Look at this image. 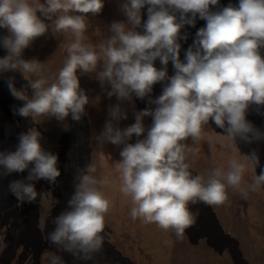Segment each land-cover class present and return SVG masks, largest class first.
I'll return each mask as SVG.
<instances>
[{
  "label": "clouds",
  "instance_id": "1",
  "mask_svg": "<svg viewBox=\"0 0 264 264\" xmlns=\"http://www.w3.org/2000/svg\"><path fill=\"white\" fill-rule=\"evenodd\" d=\"M217 3L218 0H127L122 10L131 27L114 22L110 26L112 35L93 45L85 35L83 14L100 13L102 0H0V28L9 33L0 40L8 53L0 58V73L18 70L28 81L31 98L24 89L13 86L12 78L8 88L14 98L24 101L16 113L31 118L33 124H41L45 118L62 122L69 114L74 121L81 119L88 97L80 89L78 69L82 73L95 72L101 86L105 82L111 85L107 95H116L119 100L130 99L133 93L144 98L155 83L169 80L162 94L150 101L156 105L154 111L137 113L136 122L124 130L114 128L109 121L97 140L124 145L116 167L120 191L130 196L134 205L132 219L155 222L178 236L194 222L189 203H225L226 186L239 187L244 172V165L233 159L226 173L214 170L207 180L199 175L193 177L185 161L187 152L196 150L183 142L189 137L194 143L199 141L202 126L210 119L233 141L237 137L246 143L264 139V133L245 118L250 105L264 106V58L259 51L264 47V0H239L238 7L229 4L211 12L209 6ZM145 5H149L148 18L144 34H140L134 29L141 25L140 10ZM37 12L51 23H44ZM175 12L180 13L179 22ZM197 14L206 26L197 31L193 45L186 51V63H182L177 43L180 29L184 24L194 25ZM49 29L53 35L73 37L66 45L63 66L51 77L42 74L40 62L21 58L23 49ZM157 58L165 68L157 70L153 66ZM169 60L175 69L170 78L166 76ZM98 61L103 62V70L97 72ZM149 115L153 122L146 138L127 143L133 134L140 137L144 133L142 117ZM110 116L113 120L127 118L118 105L110 109ZM40 137L35 127L30 128L19 134L15 151H0V177L28 171L24 180L9 184L10 192L21 203L37 199L35 181L55 183L61 175L58 157L41 147ZM248 155L259 164L255 152ZM30 165L33 166L29 168ZM95 172L96 166L91 163L77 177L68 200L70 210L54 219L55 227L47 236L61 251L82 259H90L102 248L100 233L110 207L109 200L95 186L98 181L91 175ZM102 183H108L107 179ZM255 183L264 184V168ZM50 264H63L62 258L53 254Z\"/></svg>",
  "mask_w": 264,
  "mask_h": 264
},
{
  "label": "rangeland",
  "instance_id": "2",
  "mask_svg": "<svg viewBox=\"0 0 264 264\" xmlns=\"http://www.w3.org/2000/svg\"><path fill=\"white\" fill-rule=\"evenodd\" d=\"M148 7H143L140 10L143 32L140 34H144L143 25L148 18ZM169 11L172 13L173 10L169 9ZM174 14L177 18L180 17L179 12ZM186 16L190 18L191 13L186 14ZM194 26L197 27L198 31L206 26V21L200 19L197 14ZM4 33L5 29L0 28V37ZM65 36L68 39L71 37L70 34ZM189 39L194 43L196 34H192ZM262 56L264 57V54ZM3 57L4 55L0 50V58ZM153 66L157 70L165 68L159 58L153 61ZM172 69L175 70L171 60H169L166 66V76L169 78ZM78 73L79 69L76 73L79 86L87 96V84L81 82ZM9 78H12L13 86L17 90H26L28 86V81L23 78L18 70L0 73V151L3 152L15 151L19 142V134L26 133L31 127V118H24L16 113V109L23 106L24 101L17 100L11 95L8 88ZM168 81L166 78L157 82L154 84V88L163 92ZM118 100L114 102L115 106L118 104ZM138 101L140 105L143 100L138 99ZM87 104L84 106V114L79 121L72 120L71 114H69L71 123L69 128L63 127L62 129L56 155L58 157L57 167L61 175L55 183L45 180L35 181L38 196L34 202L21 203L9 190L10 182L17 179L24 180L28 174L27 170L23 173H13L10 176L0 177V237L2 238H0V243L3 240L1 246L3 248H0V264L10 263L20 243L22 251L18 264H50V257L53 254L60 256L63 264H171V255L177 242L175 232L172 229L164 230L158 227L155 222L145 223L140 217L133 220L132 217L128 216V212L134 205L131 197L120 191V175L118 174V178H116V172L112 176L114 181H112L110 191H119L120 195L130 200V204L129 207H124L117 202L114 203L112 199H107L110 202V207L104 215V229L100 233L103 238V245L100 251L93 253L90 259H82L61 251L48 241L47 236L55 227L54 219L62 212L70 210L68 200L74 192V185L78 183L77 177L84 174V170L89 165L92 150L95 149L97 155L101 156L104 147L106 149L109 145L115 146L110 142L100 143L97 140V137L100 136L99 133L95 140L90 142L91 121L86 114ZM111 104L108 103L107 110L104 108V116L106 117L112 108ZM125 106L127 107V105ZM96 111L98 113V110ZM100 112L103 114L101 109ZM130 112L134 114L133 110ZM126 117V119L129 118V116ZM245 118L253 125L249 114L245 115ZM44 120L50 122L48 118ZM132 124L134 121L126 122V128ZM56 125H58V121L55 119L53 126ZM40 133L41 147L48 152L46 142H51L50 138L52 139L53 135L44 136L43 132L40 131ZM201 133L208 140L218 141L221 144L212 148L213 161L218 167L228 170L227 158H233L231 156L233 154L239 155L238 162L244 165L239 187H235L234 190L226 189L227 200L236 199L237 193H240L243 198L244 222L242 224H237L236 212H232L224 204L207 205L201 202L208 210L211 221L216 225V230L211 231L212 241L207 243L212 254L209 256L210 264H264V184L257 185L255 183V177L264 168V152H261L259 156L257 155L259 164H256L249 157L248 154L250 153L247 151L251 143H246L239 137L233 141L211 119L204 130L202 127ZM127 143L134 144V134L127 140ZM183 143L186 144L185 141ZM223 144L226 147H223ZM120 146L121 148L124 147L123 144ZM99 161H102L101 157ZM185 162L190 165L189 171L193 177L201 176V163L194 154L186 155ZM32 166L30 165L29 168ZM244 173L249 175V180L246 181ZM247 189L252 192L249 196L246 194ZM42 215H45L43 219H41ZM256 218H260L258 221L261 227L253 230L251 222ZM199 238L200 236H193L186 242L193 253L199 250Z\"/></svg>",
  "mask_w": 264,
  "mask_h": 264
},
{
  "label": "bare ground",
  "instance_id": "3",
  "mask_svg": "<svg viewBox=\"0 0 264 264\" xmlns=\"http://www.w3.org/2000/svg\"><path fill=\"white\" fill-rule=\"evenodd\" d=\"M41 3H45V0H40ZM127 0H102V3L104 7L102 8L101 12L98 14H83L86 16V24H87V30L85 32V35L89 37V42H91L93 45L99 44L100 42L106 40L112 35V32L110 31V26L114 22H122L126 26L131 27V25L128 24L127 16L122 10V5L126 3ZM229 4H231L234 7L239 6V0H220L218 1L217 5L209 6V10L211 12H217L222 10L224 7H227ZM148 7V5H145L144 7ZM72 15H80V13H70ZM37 16L46 24H50L51 21H48L45 19L39 12H37ZM177 22H179V18H177ZM201 27V26H200ZM138 33L142 32L141 25L134 29ZM197 33V27L194 25H188L184 24L183 27L180 29V37L177 40V43L180 44V51H179V59L182 63H186L185 54L189 47L193 45V42L189 39L190 36ZM9 33L7 29H5V33L3 36L0 37V40L4 36H8ZM71 36V35H70ZM186 37V38H184ZM73 37L71 36L69 39L63 35V34H57L53 35L51 32V29H49L44 35L35 38L29 45V47L23 49L21 58L26 61L36 60L40 62L41 68H42V74L48 77L53 76L55 73L58 72V70L63 66V62L67 57V53L65 51L66 45L71 42ZM87 42V41H86ZM0 50L1 53L6 56L7 50L3 48L2 43H0ZM195 50V49H193ZM260 55L262 58H264L262 55L264 54V47H261L259 49ZM102 61H98L97 65V72L102 71ZM79 78L81 82H84L87 84V97H88V104H87V110L86 114L88 118L91 121L89 133H90V142L92 143L96 136L101 135V133L104 131L105 124L107 121L113 122L114 128H119L121 130L126 129V122H132L135 121L136 114L145 110H153L156 108V105L154 103H150V101L156 100L161 94V90H156L154 88V85L152 86V91L148 93L144 98H138L133 93L130 99L126 100H118L116 95H113L109 97L107 93L111 91V85L107 82L104 83L103 86H101L100 81L96 78V73H82L79 70ZM175 75V70H170V77ZM169 83V81L166 83ZM31 98L32 90L30 87L27 86V89L25 90ZM118 100V106H120V110L126 115L129 116L128 119L121 118L119 120H113L110 116V110L107 114V117L104 116V108L107 110L108 103H112V108L116 107L114 105V102ZM138 99H142L143 101L139 105ZM127 105V107L125 106ZM102 110L103 114H101L100 109ZM111 108V109H112ZM123 108V109H122ZM98 110V113L97 111ZM130 110H133L134 114L130 112ZM249 114L250 118L252 119L253 126L258 129L261 133H264V106H256L255 104H252L249 106L248 110L246 111V116ZM103 118V119H102ZM50 122H47L44 120L41 124H33L31 120V127H35L39 132H43L44 136L52 134V139L50 138V141L46 142V147L48 152H51L52 154L57 155L58 150V142L59 138L62 135V129L63 127L69 128L70 126V119L69 116L62 122L58 121V125L53 126L55 118H48ZM153 122L152 116H144L142 117V123L145 128L144 133L137 137L134 134V144L140 140L144 139L147 136V131L150 129ZM60 124V125H59ZM128 124V123H127ZM63 125V126H61ZM203 130L206 128V125L202 126ZM186 145L188 148L196 150L195 152H187V155L194 154L201 163L202 168V174L207 180V178L212 175L214 170H219L222 174L226 173L228 170L222 167H218L216 163L213 161V146L218 145V141H210L207 139L203 133H201V138L197 142H193L192 139L189 137L186 141ZM262 142V144H261ZM259 141H255L249 145L247 148V151L249 153L255 152L256 156L260 155L261 152H264V139H261ZM221 145V144H219ZM223 147H226L225 144H223ZM107 149V150H106ZM103 148L101 156L97 155V152H95V149L92 150L91 153V159L89 164H95L96 166V172L92 173L95 177V179L98 181V183L95 185L97 189L102 193V195L106 199H112L114 203L121 204L124 207H129L130 200L122 195H120V192L117 190L110 191L112 189V181L113 175L116 172V178H118L119 172L117 171L116 165L118 162L122 159L120 156V151L123 149L120 145H109L108 148ZM97 155V156H96ZM231 155V154H230ZM233 158L228 157L227 162L229 165V162L233 159H237V154L231 155ZM102 158V161H99V158ZM259 159V158H258ZM120 175V174H119ZM244 177H246V181L249 180V175L247 173H244ZM107 179L108 183H102L104 179ZM221 182L226 183L223 179H221ZM228 190H234L233 187H227ZM247 189L246 194L247 196L251 195L252 192ZM236 192V190H235ZM226 207L229 208L232 212H236V222L238 225L242 224L244 222V210H243V198L241 197L240 193H237L236 199H230L226 200L225 203H223ZM189 211L192 214L194 218V222L185 229L184 233L182 235H177L175 233L176 237V244L174 245V249L171 255V264H210V258L212 254L210 253L209 247L207 246L211 241V231L216 230V225L213 224L211 221V217L208 213V210L206 209L205 205L201 202H197L195 204L189 203ZM131 211L128 212V216L130 215ZM45 215H42L41 219L44 218ZM260 219V218H258ZM258 219H253V222H251V228L253 230L258 229L261 227L260 222ZM1 226V221H0ZM193 236H200L199 238V250L193 253L187 246V241L190 238H193ZM1 238V237H0ZM2 239V238H1ZM5 240V239H4ZM0 243V248L3 245V240ZM181 243H178V242ZM185 242V243H184ZM183 243V246H182ZM208 243V244H207ZM185 244V245H184ZM3 248V247H2ZM1 248V249H2ZM22 251V245L17 246L16 253H14L13 259L8 264H18V259ZM210 253V255H208ZM224 256V255H223ZM227 259V257H225ZM224 258V260H225ZM7 263V262H6Z\"/></svg>",
  "mask_w": 264,
  "mask_h": 264
}]
</instances>
